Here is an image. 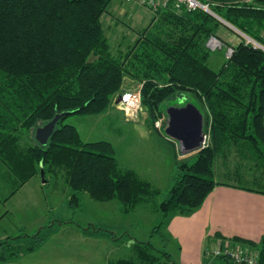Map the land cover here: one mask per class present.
<instances>
[{"label": "trees", "instance_id": "16d2710c", "mask_svg": "<svg viewBox=\"0 0 264 264\" xmlns=\"http://www.w3.org/2000/svg\"><path fill=\"white\" fill-rule=\"evenodd\" d=\"M200 1L258 46L241 36L238 44L226 42V25L205 12L168 7L148 27L134 29L133 43L114 49L103 23L113 0H0V165L16 178L12 196L40 177L41 169L45 179H65L73 208L85 193L96 202L117 201L130 214L156 195L152 183L121 166L111 143L85 142L64 123L113 109L127 83L141 85L149 128L168 119L163 105L176 98H193L204 115L206 145L192 153L193 163L179 165L180 175L160 205L166 228L174 217L198 212L216 186L264 195V0ZM212 38L220 49L232 50L219 71L210 67L219 50L209 47ZM63 113L48 144H39L36 130ZM231 157L238 160L234 168ZM219 163L225 181L214 179ZM23 238L28 243H13ZM43 242L40 235L0 240V264ZM231 244L248 243L234 238ZM251 246L264 264V236ZM133 251L132 259L111 264L171 263L168 254L163 263L150 242H136ZM216 258L236 264L228 256Z\"/></svg>", "mask_w": 264, "mask_h": 264}, {"label": "rangeland", "instance_id": "374dc122", "mask_svg": "<svg viewBox=\"0 0 264 264\" xmlns=\"http://www.w3.org/2000/svg\"><path fill=\"white\" fill-rule=\"evenodd\" d=\"M115 5L116 0H113L111 9L115 10ZM134 6L125 2L113 12V15L120 19V25L113 28L112 24L106 31L114 49L121 43L125 47L137 38L134 29L141 28L133 18ZM221 35L226 42L233 44L240 42V36L243 37L227 26L221 29ZM215 43H208L213 51L219 49L213 52L210 67L219 71L230 55L229 48L222 50L221 45ZM138 90L141 96V85L127 83L124 90L114 98L113 109L110 108L105 114L97 117L71 116L64 123L75 126L85 142L111 143L121 166L135 170L143 179L152 183L158 193L130 214H125L117 201L96 202L85 193L79 194V206L73 208L70 206L73 192L62 176H48L45 183L41 177H37L34 182L43 183L42 189L37 187L36 190V185L32 183L13 197L12 192L18 185L16 178L6 168L0 167V216L5 217L3 222H0V236L4 231L11 239L33 235H40L42 238L46 236V256L49 258L46 261H52V264H60L59 256L63 264H108L112 260H129L134 256L133 248L136 242H150L163 263L167 262L165 254H168L170 264H174L172 261H176V250L170 241L160 205L169 198L176 178L180 175L179 165L184 161L193 163L194 155H183L178 143L166 135L168 119L159 120V126L156 122L152 128L146 125L148 112L142 102L141 108L134 116L126 115L119 108L121 98L127 92ZM192 102L195 101L190 97L176 98L164 104L163 108L167 113L170 107L181 108ZM159 134L163 136V140H160ZM26 141L32 142L27 139ZM231 161L230 166L234 168L233 165L238 160L231 157ZM218 171L219 174L214 179L225 181L223 172L226 170L222 163L218 164ZM71 221L73 223H69ZM90 226L104 231L96 235L93 233L94 229L88 230ZM78 230L89 233L79 234ZM17 241L18 244H25L29 239ZM34 256L26 257V261H37L41 255Z\"/></svg>", "mask_w": 264, "mask_h": 264}, {"label": "crops", "instance_id": "0c3cea01", "mask_svg": "<svg viewBox=\"0 0 264 264\" xmlns=\"http://www.w3.org/2000/svg\"><path fill=\"white\" fill-rule=\"evenodd\" d=\"M125 2L128 3L126 0H116L115 10L110 9L109 14L104 17L103 23L106 29L110 28L112 24L113 28H118L120 23L113 18V12ZM133 10L135 12L133 18L138 22L139 27H148L153 14L138 5H135ZM120 12L125 14L122 11ZM159 138L163 140V136L160 134ZM0 167L4 168L2 165ZM36 178H32L20 190L32 183L36 185V190L37 187L42 189L43 183L40 181L34 182ZM34 200L38 201L37 198H34ZM4 219V215H1L0 222H3ZM167 229L170 241L174 244L176 250V261H172L174 264H229L228 262L218 261L215 251L225 249L227 244L233 246L231 241L234 238L247 242L248 244L244 246L252 250L254 248L251 245L258 246L264 236V195L223 185L216 186L198 212L190 217H174ZM93 231L96 235L101 232ZM82 232L87 233V231L78 230L79 234ZM3 233L0 240L8 241L10 237H8L6 231ZM0 234H2V231ZM43 239V244L34 252L11 258L3 264H46L47 261L52 264V261H46V259H49L46 256V236ZM17 242L16 240L13 243L18 244ZM34 255L41 256L37 258V261H26V257H33ZM59 257L60 264H63L61 256ZM56 259H58L57 256ZM113 261H109L108 264ZM79 264H97V262H81Z\"/></svg>", "mask_w": 264, "mask_h": 264}, {"label": "water", "instance_id": "95a60500", "mask_svg": "<svg viewBox=\"0 0 264 264\" xmlns=\"http://www.w3.org/2000/svg\"><path fill=\"white\" fill-rule=\"evenodd\" d=\"M223 22L225 23L224 25L238 33H241L227 22ZM210 43L211 40L209 41V45ZM66 115L67 114L65 113L59 114L43 127H39L35 134L36 141L42 146H46L56 129L57 123ZM167 116L168 120L165 130L166 135L178 143L180 151L183 155L198 152L201 148H203V143L206 137L204 132L205 119L203 113L195 104L189 103L181 108L170 107L167 110ZM40 177L45 183L44 169H41Z\"/></svg>", "mask_w": 264, "mask_h": 264}, {"label": "built area", "instance_id": "2783aa9c", "mask_svg": "<svg viewBox=\"0 0 264 264\" xmlns=\"http://www.w3.org/2000/svg\"><path fill=\"white\" fill-rule=\"evenodd\" d=\"M128 3H132L138 6H141L148 11H150L153 15L157 14L158 12L167 9L168 7H172L177 12H195V11H202L205 12L212 17L216 18L223 24H225L222 18H220L214 11L212 10V6L203 3L200 0H126ZM241 34V33H240ZM242 35V34H241ZM243 38L246 39L247 43L256 44L251 39L247 38L246 36L242 35ZM216 42L217 44L221 45L220 41L217 39H211V43ZM258 46V44H256ZM232 53V50L229 49V55ZM119 108L123 110L126 115L134 116L137 110L141 108V96L140 90L135 92H127L120 101ZM160 122H157V126H159ZM207 136L205 137V141L203 146L206 145ZM227 246L225 249H219L215 251L216 255H224L231 258L236 264H258L259 256L258 253L243 247L242 245H233Z\"/></svg>", "mask_w": 264, "mask_h": 264}, {"label": "bare ground", "instance_id": "6f19581e", "mask_svg": "<svg viewBox=\"0 0 264 264\" xmlns=\"http://www.w3.org/2000/svg\"><path fill=\"white\" fill-rule=\"evenodd\" d=\"M212 43H213V42H212ZM214 43H215V42H214ZM215 44H216V43H215ZM215 44H214V45H215Z\"/></svg>", "mask_w": 264, "mask_h": 264}]
</instances>
